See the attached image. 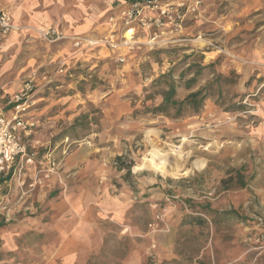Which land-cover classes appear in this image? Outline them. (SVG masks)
I'll return each instance as SVG.
<instances>
[{"label": "rangeland", "instance_id": "obj_1", "mask_svg": "<svg viewBox=\"0 0 264 264\" xmlns=\"http://www.w3.org/2000/svg\"><path fill=\"white\" fill-rule=\"evenodd\" d=\"M144 1L78 38L121 41L120 13ZM156 2L171 20L133 25L129 50L36 33L33 163L0 178V264H264V0ZM216 75L231 83L199 111L153 112L170 87L180 102ZM67 191L87 196L91 223L55 219Z\"/></svg>", "mask_w": 264, "mask_h": 264}, {"label": "crops", "instance_id": "obj_2", "mask_svg": "<svg viewBox=\"0 0 264 264\" xmlns=\"http://www.w3.org/2000/svg\"><path fill=\"white\" fill-rule=\"evenodd\" d=\"M125 5H127L126 0H104L97 4H94L93 0H0V12L5 11L9 15L13 26V30L6 36L0 34V82L8 84L0 94V115L6 113L5 105L8 97L20 90L21 85L14 83L12 79L23 73V78H28L40 68L36 66L34 69L35 65H32L33 68L30 67L32 64L30 61L36 60L38 56L33 50L35 41L38 40L37 29L51 27L65 38L79 37L94 27L98 14L106 10H112V14ZM17 170L15 165L11 173L14 175ZM66 196V204L63 205L61 213H57L55 219L78 215L80 219L83 217L82 224L91 223L95 211L93 206L85 201L87 196L84 198L83 192L74 194L71 191H67ZM58 201H61V197ZM114 209V204H109L107 211L117 215V210ZM60 231L61 229L59 234ZM67 241L62 242V245Z\"/></svg>", "mask_w": 264, "mask_h": 264}, {"label": "built area", "instance_id": "obj_3", "mask_svg": "<svg viewBox=\"0 0 264 264\" xmlns=\"http://www.w3.org/2000/svg\"><path fill=\"white\" fill-rule=\"evenodd\" d=\"M153 10H156L158 13V18L153 19L150 16V12ZM171 14L168 8L158 6L156 0L132 3L120 13L124 32L121 41H118L114 33L99 41L86 40L78 37H71L70 40L75 47L83 45L89 47L101 44L112 50L119 48H127L129 50L135 44V29L133 25L140 24L149 27L154 23L158 27L161 25L160 18L164 17L171 20ZM110 21H113V18H110ZM12 30L13 26L11 25L9 15L0 12V34L6 36ZM36 33L41 41L48 43H55L66 39L61 33L51 27L37 29ZM117 61L123 62L124 59L119 57ZM33 79L34 74L25 79L19 91L8 97L5 105L7 108L6 113L0 115V178L8 176L15 165L19 169L21 163L25 165L33 163L32 155L28 153V148L25 143V139L34 128V122L31 120L29 114L36 94V85Z\"/></svg>", "mask_w": 264, "mask_h": 264}, {"label": "trees", "instance_id": "obj_4", "mask_svg": "<svg viewBox=\"0 0 264 264\" xmlns=\"http://www.w3.org/2000/svg\"><path fill=\"white\" fill-rule=\"evenodd\" d=\"M194 79L190 81V84L193 83ZM228 78H224L221 75H216L215 79L207 84L202 89H199L196 92H192L188 94L182 101L178 102L174 99L175 96V90L173 87H170L166 93L162 95V102L159 106L155 107L153 109V112L155 114L159 115H165V116H170L168 111L169 110H174V117H177V114L182 112L183 110L190 109L193 112L199 111L201 106L203 105L204 100L206 99V91L208 90H213L214 86L216 85L217 87H220L221 83L228 82ZM233 82V81H232ZM228 83H231L230 81ZM119 160V159H118ZM129 172V171H128ZM231 180V179H230ZM229 182V179L227 180H222L221 185H223L225 188L226 183Z\"/></svg>", "mask_w": 264, "mask_h": 264}, {"label": "bare ground", "instance_id": "obj_5", "mask_svg": "<svg viewBox=\"0 0 264 264\" xmlns=\"http://www.w3.org/2000/svg\"><path fill=\"white\" fill-rule=\"evenodd\" d=\"M147 161L151 162L153 164H157V161H158V163L161 166H165L166 167L165 159H163V157H159L157 160H155L154 157H153L152 160H147ZM146 166H148V163H146Z\"/></svg>", "mask_w": 264, "mask_h": 264}]
</instances>
